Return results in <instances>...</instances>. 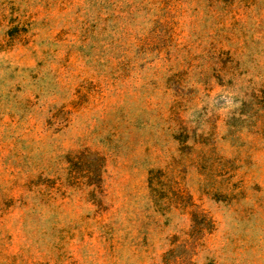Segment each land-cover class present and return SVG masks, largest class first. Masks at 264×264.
Returning a JSON list of instances; mask_svg holds the SVG:
<instances>
[{
    "label": "rangeland",
    "instance_id": "rangeland-1",
    "mask_svg": "<svg viewBox=\"0 0 264 264\" xmlns=\"http://www.w3.org/2000/svg\"><path fill=\"white\" fill-rule=\"evenodd\" d=\"M0 264H264V0H0Z\"/></svg>",
    "mask_w": 264,
    "mask_h": 264
}]
</instances>
